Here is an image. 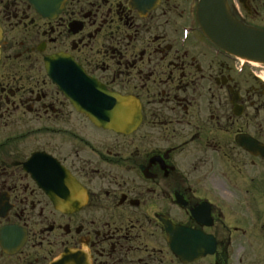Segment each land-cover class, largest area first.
<instances>
[{
	"label": "flooded vegetation",
	"instance_id": "flooded-vegetation-1",
	"mask_svg": "<svg viewBox=\"0 0 264 264\" xmlns=\"http://www.w3.org/2000/svg\"><path fill=\"white\" fill-rule=\"evenodd\" d=\"M156 1L66 0L51 18L0 0V264H264L262 75L238 76L197 0ZM229 2L264 29V0ZM55 53L134 100L139 125L78 111Z\"/></svg>",
	"mask_w": 264,
	"mask_h": 264
},
{
	"label": "water",
	"instance_id": "water-1",
	"mask_svg": "<svg viewBox=\"0 0 264 264\" xmlns=\"http://www.w3.org/2000/svg\"><path fill=\"white\" fill-rule=\"evenodd\" d=\"M44 15L61 10L64 0H32ZM199 18L203 29L218 45L246 59L264 62V31L246 28L234 21L226 0H201ZM1 37V30H0ZM51 76L77 105L90 117L107 126L124 125L126 116L119 112L124 98L108 92L102 85L86 76L70 58L62 55L46 57ZM72 72H76L72 74ZM132 116V119L138 118Z\"/></svg>",
	"mask_w": 264,
	"mask_h": 264
},
{
	"label": "rangeland",
	"instance_id": "rangeland-1",
	"mask_svg": "<svg viewBox=\"0 0 264 264\" xmlns=\"http://www.w3.org/2000/svg\"><path fill=\"white\" fill-rule=\"evenodd\" d=\"M249 75H250V73H249V71L247 70L246 73L243 75V77L245 78V77H247V76H249Z\"/></svg>",
	"mask_w": 264,
	"mask_h": 264
},
{
	"label": "bare ground",
	"instance_id": "bare-ground-1",
	"mask_svg": "<svg viewBox=\"0 0 264 264\" xmlns=\"http://www.w3.org/2000/svg\"><path fill=\"white\" fill-rule=\"evenodd\" d=\"M243 60H244V59H243ZM251 63H252V64H255V65L258 64L257 62H251Z\"/></svg>",
	"mask_w": 264,
	"mask_h": 264
}]
</instances>
